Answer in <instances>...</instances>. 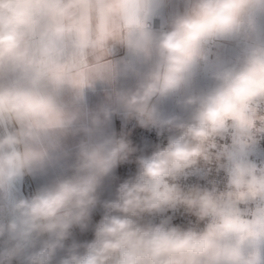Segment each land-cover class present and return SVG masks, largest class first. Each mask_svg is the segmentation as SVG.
I'll return each mask as SVG.
<instances>
[{"label":"clouds","instance_id":"clouds-1","mask_svg":"<svg viewBox=\"0 0 264 264\" xmlns=\"http://www.w3.org/2000/svg\"><path fill=\"white\" fill-rule=\"evenodd\" d=\"M0 264H264V0H0Z\"/></svg>","mask_w":264,"mask_h":264}]
</instances>
